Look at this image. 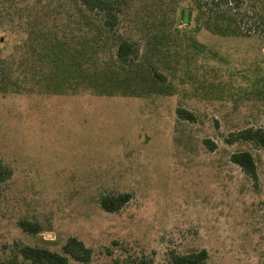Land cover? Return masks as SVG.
Segmentation results:
<instances>
[{
    "label": "rangeland",
    "instance_id": "374dc122",
    "mask_svg": "<svg viewBox=\"0 0 264 264\" xmlns=\"http://www.w3.org/2000/svg\"><path fill=\"white\" fill-rule=\"evenodd\" d=\"M65 2L0 0V161L12 171L0 186V264L16 246L59 250L69 237L91 248L88 264H167L200 250L206 264H264V149L224 142L239 129H264V86H256L264 38L171 37L174 27L154 25L173 24L180 1L126 0L118 34L137 44L135 65L157 68L165 82H122L112 44L95 51L75 20L66 40L86 45L59 53ZM40 31L46 39L34 53ZM26 57L45 58L44 72L14 71ZM92 75L121 92L95 90ZM176 108L195 121L179 120ZM237 151L253 155L256 185L229 161ZM124 193L131 198L119 212L102 210L100 197ZM21 220L39 232L23 231Z\"/></svg>",
    "mask_w": 264,
    "mask_h": 264
},
{
    "label": "trees",
    "instance_id": "16d2710c",
    "mask_svg": "<svg viewBox=\"0 0 264 264\" xmlns=\"http://www.w3.org/2000/svg\"><path fill=\"white\" fill-rule=\"evenodd\" d=\"M65 1V0H63ZM161 6L164 4V0L153 1ZM178 2L177 5V19L173 24L169 26L164 23L154 25L159 28L161 32H164L166 28L174 27V35L171 37H182L193 39V33L198 30H203L212 35H218L222 38L228 37H243L250 38L263 37L264 38V0H184L187 5L181 6L182 0H172ZM183 1V2H184ZM127 6L126 0H66L61 15V30L60 34L63 41L59 45V53L63 56H69L68 53L79 54L76 47H83L86 43L80 41L75 42L71 39V44L75 47H70L66 40L65 29L69 27V23L75 20L79 26V33L84 32L91 34L94 39L92 43L95 44V51L101 48L109 47L111 44L115 51H113L114 67L117 69V74L126 72L122 79V82H128L133 79L150 81L153 85L158 83H164L165 77L158 73V69L153 66H148L144 71L140 65L136 64L137 54L139 52L138 46L134 41L126 39L118 34V28L120 26V20L124 14V10ZM91 16V18H88ZM31 27V26H30ZM38 27V26H37ZM42 28L43 25H42ZM96 38V39H95ZM45 35L40 31L39 35L34 37L32 41L31 51L37 52L41 48L43 42H45ZM172 42L173 40H167ZM31 44V40L28 41ZM77 44V46H76ZM23 49H29L27 45H23ZM22 48L20 47V51ZM195 50V49H194ZM18 51V53L20 52ZM98 51L96 54H98ZM198 52V51H197ZM25 53V52H24ZM195 53V52H194ZM193 54V53H192ZM203 55H207V52H203ZM25 55V54H24ZM23 55V56H24ZM83 55V54H82ZM161 55H166L162 53ZM37 58V57H36ZM80 59V57H78ZM25 61H28L27 66H24ZM45 58L38 57L35 60L24 59L19 64V68L16 70H23L25 73L27 67H31L34 71H43ZM67 62L72 63V59H68ZM84 61L83 63H85ZM47 63V62H46ZM148 63V62H147ZM81 67V62H79ZM98 66V65H96ZM124 67H127L125 69ZM13 68V67H12ZM44 72V71H43ZM143 76L142 78L137 77ZM33 77H39L35 72ZM21 78V74L17 77ZM92 83L93 87L100 88L105 87L106 94L119 93L120 88H116L113 84L99 83L94 75L87 77ZM83 78L82 80H84ZM256 86H264V76L256 82ZM176 116L181 121L193 123L195 121V115L184 109L176 108ZM224 142L228 145H233L237 142L249 143L255 147L264 149V129L258 128H244L239 129L237 132L230 133L228 137L224 139ZM204 147L208 151H214L215 145L209 141H203ZM229 161L238 166L241 172L248 176L254 185L257 184L258 174L253 155L248 151H237L230 155ZM12 171L10 167L3 164L0 161V186L9 178H11ZM131 195L129 193L124 194H110L103 195L99 198V205L107 213H117L124 205L128 203ZM18 226L29 234H37L39 232V226L32 224L29 221L21 220L18 222ZM17 256L12 259L10 264H88L93 258L91 248L86 247L81 241H78L74 237L67 238L60 246L59 250H50L46 247L20 245L16 246ZM19 257V258H17ZM207 252L200 250L198 252L192 251L184 255L172 254L170 261L167 264H206ZM151 258H141L136 261H131L130 264H152ZM105 264V263H100Z\"/></svg>",
    "mask_w": 264,
    "mask_h": 264
}]
</instances>
